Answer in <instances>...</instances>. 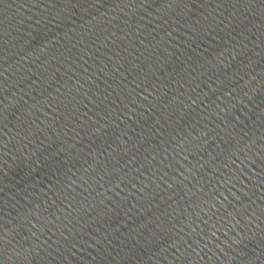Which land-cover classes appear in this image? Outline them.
Wrapping results in <instances>:
<instances>
[{
    "label": "water",
    "instance_id": "obj_1",
    "mask_svg": "<svg viewBox=\"0 0 264 264\" xmlns=\"http://www.w3.org/2000/svg\"><path fill=\"white\" fill-rule=\"evenodd\" d=\"M0 264H264V0H0Z\"/></svg>",
    "mask_w": 264,
    "mask_h": 264
}]
</instances>
